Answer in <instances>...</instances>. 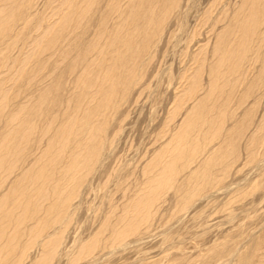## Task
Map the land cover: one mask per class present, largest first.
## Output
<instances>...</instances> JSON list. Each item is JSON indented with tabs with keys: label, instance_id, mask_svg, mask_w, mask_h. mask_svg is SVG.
Segmentation results:
<instances>
[{
	"label": "rangeland",
	"instance_id": "obj_1",
	"mask_svg": "<svg viewBox=\"0 0 264 264\" xmlns=\"http://www.w3.org/2000/svg\"><path fill=\"white\" fill-rule=\"evenodd\" d=\"M169 1L0 0V264H264V17Z\"/></svg>",
	"mask_w": 264,
	"mask_h": 264
},
{
	"label": "bare ground",
	"instance_id": "obj_2",
	"mask_svg": "<svg viewBox=\"0 0 264 264\" xmlns=\"http://www.w3.org/2000/svg\"><path fill=\"white\" fill-rule=\"evenodd\" d=\"M253 2V4H252V7H251V13L252 14H254V15H257V16H259L260 18H263L264 17V3H262V5L261 6H257V4H256V2H257V0L255 1V0H253L252 1ZM167 4H168V7H167V9H165V10H163L164 12H167V10L169 11L170 9H172V8H175L176 6H177V2H176V0H170L169 1V3L167 2ZM260 20V19H259ZM249 24V23H248ZM146 47V46H145ZM145 47H143L142 48V50L145 48ZM118 63V65L116 66V70L118 71L122 66H121V61H119V62H117ZM118 74V73H117ZM116 74V75H117ZM112 78H113V75H109V77H108V79L110 80V81H112ZM112 85H113V87H114V82H112ZM215 86V85H214ZM115 88V87H114ZM205 113H206V111H205V106L204 105H199L198 107H197V109H195L194 111H193V114L191 115V117L189 118V120H188V127L190 128V129H194L195 127H197V125H198V123L199 122H202V123H205L206 121H207V118L205 117ZM184 151H187V152H185L186 154H188V153H190V152H188V151H190V149H186V150H184ZM185 154V155H186ZM37 175H38V172L36 173ZM44 174V173H43ZM43 174H42V172H40L39 171V178H44L43 177ZM40 179V180H41ZM191 208V207H190ZM50 209H52V207L50 208ZM7 218H8V216H7ZM137 224L138 223H135L133 226L132 225H130V224H128V229L126 228L123 232L121 231V233L123 234L122 236H128L129 237V235H134L135 233H136V231L138 230V227L139 226H137ZM139 225V224H138ZM118 233V232H117ZM121 233L119 234L118 233V235H120L119 237H121ZM127 238V237H126ZM114 239H116L115 237H114ZM124 239V238H123ZM122 239V240H123ZM118 240H119V238H118ZM41 243H42V245L43 246H45L46 247V250H45V252L43 253V255H42V258L40 259V261L37 263V264H49V260H48V258H49V256H51L53 253H55V248H56V246H55V239L54 238H50V237H47V236H43L42 238H41V241H40ZM105 242V241H104ZM117 242V241H116ZM119 242V241H118ZM40 243V244H41ZM95 244H98V241H96V242H94ZM107 243V242H106ZM111 243L113 244V241H111ZM115 243V242H114ZM79 249H81L82 251H86L87 250V245H83V246H81ZM226 253V252H225ZM223 254H224V250H223V252L221 251V252H218L215 256H212L211 258H210V260H208L210 263H215V262H218V261H220L222 258H223ZM228 254V253H227ZM226 254V255H227ZM79 255H75V256H73L72 258H71V255L70 256H67V259H66V264H73V263H75L77 260H79L80 258L78 257ZM233 256V255H232ZM231 256V257H232ZM235 256V255H234ZM227 261V260H226ZM248 259L247 258H240L239 260H238V263L237 264H248ZM0 263H1V260H0ZM13 264V263H12ZM227 264V263H226ZM230 264V263H229Z\"/></svg>",
	"mask_w": 264,
	"mask_h": 264
}]
</instances>
